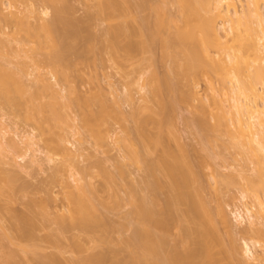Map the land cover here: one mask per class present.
Segmentation results:
<instances>
[{"label":"bare ground","instance_id":"obj_1","mask_svg":"<svg viewBox=\"0 0 264 264\" xmlns=\"http://www.w3.org/2000/svg\"><path fill=\"white\" fill-rule=\"evenodd\" d=\"M26 1L28 2V0ZM144 1H142V5L144 4L143 3ZM47 2H52V1L49 0ZM100 2H102V0ZM114 2H115L114 0H105L103 5L102 3L100 4L102 5L103 8H105L103 9L101 7L103 9L102 11L105 10L104 12H106V10L108 9L107 13L110 11L109 13L111 16H112L111 13H114L113 19H116L117 16H118L117 18H126L128 17V15H130L128 13V10L131 13L132 9L130 11L129 2L128 5H126L127 4L126 2L124 4L125 6L122 5L121 7H117L118 4L117 0H116L117 4H115L116 2L115 3ZM175 2L178 5V9H179L178 20L170 16L169 17L173 20H171L168 16L167 18L166 13L168 11H166L164 7L165 5L160 4L159 6L160 2H158V6H156L157 4L154 5L153 3V6L151 8L154 11L153 13L155 14V19L153 17L154 16L153 14L152 16L153 18H151L150 16L149 18H147L148 19L147 20L146 19L147 16H146L145 18L143 17L145 20L141 18L140 19L141 21L139 22H141L140 23L141 25L142 23L144 24L145 22L146 25L148 26L154 23V30L151 31L153 33L151 35L150 32V35L152 37L154 36L153 39L156 40L159 39L158 41L161 42V46L163 45L162 48L165 49L163 51V54H165V52L167 53V55L165 54L166 56L163 55L165 58L168 56V54L170 56L172 55L171 57H175L171 59L172 63L174 59L176 61L175 64L176 66L174 65L175 61L173 63L175 67L172 66L174 68L173 71L176 72V73L173 72V74L175 73L174 76L176 78L178 79L180 78L181 79L180 81L185 82V83L181 82V85L179 81L177 82L180 85L179 86L180 87L179 92L181 90L180 96L181 97L184 96L182 97V99L185 98L186 103L194 99L203 100L204 98H206L208 100V103L205 102L204 104L200 105L201 107L199 106L200 111L198 115V122L196 121V123L197 125H200L203 130L201 129L200 126L198 127L202 131L208 129V132L210 131L209 129H212L217 134V135L215 134L216 135L215 137L218 136L217 139L215 138L213 140H216V142L220 141L221 143L224 142L223 145L224 148L226 149L228 147L233 148L236 154L235 157H238L240 155L241 159L245 162V164L249 165L250 163L252 165L253 176L252 177L250 176V178L248 177L247 179L248 185L246 187H242V191H243L242 195L243 197H248L250 199L249 203L246 202L244 204L245 208L243 210L237 209L234 211L235 217L238 220V222L241 223L243 220H245L246 219L245 215L248 218L247 220L249 222V226L245 227L246 229L245 233L247 232L246 235H248L249 238L248 236H246L248 240L244 239L245 242L242 251L239 249L238 246L239 244L237 240H235L236 238L235 239L234 237L230 238L229 244H227L220 232L219 223H222L223 226L227 228L230 234H232L230 230H232L233 228L232 227L233 224H231L232 222H231V218H229L228 211L224 207L223 202L222 201H221L222 203L220 202L221 199L219 200L217 206V212H216L218 216L217 219L213 211L208 206L207 201L203 197L202 195L203 193H201L202 187H200L201 183L199 182V178H200L199 169L204 167L203 163L206 161V159L205 161L203 160L204 162L202 161L203 162L202 165L200 164L201 162L196 160L197 158H199L197 157L195 159L197 163L194 164H197L198 169L197 168L195 169V167L197 166H195L190 159H186V157L188 158V156H182L183 152L180 153V155H178L172 152V150L169 149L168 147H164L167 145L166 143L164 144L165 142L163 141L164 138L163 139L161 138V136L163 137L162 134L161 135L156 134L155 138L154 137L151 138V135H149L150 138L152 139L150 140L149 136H147L145 133V135H143L144 139H148L149 141H151V144L153 141L152 144L153 146H161V147L163 146L162 150L164 151L162 153L163 155L161 159L157 162V164L155 162L146 163L150 165L152 163L150 168L151 170L154 169L153 171H151L149 170V166L148 165L146 166V168H148L147 169L148 172L151 171L150 176L153 175L150 181L153 180L154 182L153 181L147 182L148 185L146 184L148 188L152 187L151 190L153 193L150 190L148 191V193H151V196L148 193H146L147 195L146 194L142 195L144 193L138 194V196L140 197L137 198V201L139 199V202L137 203L135 197H133L132 194V199L135 202V206L133 205L134 210L132 209V213H134L135 216L137 215L136 217L138 219L137 220L138 225L135 224L137 227L134 228L136 230L135 232H133L128 236H122L121 238L118 239L116 238L117 239L116 241L113 239V237L110 234V228L115 226L114 224H112V222L108 221L107 217H106L107 219L106 221L105 218L101 217L104 213L102 214L103 210H101L100 207L98 209L100 210L102 215H97L99 210L97 212L96 206L98 205H95V200H93L91 197V195L94 193H87L89 190L88 188L89 182L84 181L85 183H81L80 176L77 178V176H75L76 173L73 175L72 172V175L70 176L71 173L67 172V170H63L64 168L63 164L68 163L65 162L67 160H64L61 161L60 164L58 165H56L57 163L53 165L54 171L53 172L50 171L52 174L50 175L51 178H49V180L50 179L51 180L48 182L49 184L47 185V187L50 185V187H48L49 191H47L46 189L47 191L46 194L48 195V196L46 195L47 197L46 199L40 197H39L40 199L34 198L38 196H34L33 198H31L32 200L30 199V202L31 201L32 202L31 203H28L29 201L27 202L28 203L27 215H26L27 211H23V213L25 212L24 215L16 212L17 209L16 210L14 209L13 212L7 210V212H11L9 213L10 218L12 217L11 223L4 224L5 221H3L2 224L0 223V228H1L0 232L3 233V236H6L4 237L5 239H3V237L1 238L5 242L6 239L8 240L6 242V243L9 242V244H6L7 246L10 245L12 246V247L10 246L11 248L10 247L8 248L9 250L7 251V254L6 252H3L5 253L4 255H7L5 259L4 256H1L3 257L4 260H7L5 264H256V261H259L258 264H264V0H175ZM58 3L60 4V2H57V4L55 2L53 3L56 4V6L54 5L55 8H57V6L61 7L60 5H58ZM239 5L242 6L241 9L239 8ZM7 6L10 7V3L9 5H6L5 0H0V20H1L0 23L3 24L6 23V26L10 27V25L7 24H11V23L13 24L16 18L18 20V16H17L18 14H16L17 12L14 10L11 9H10L11 11L8 10ZM118 6L120 5L118 4ZM126 6H128L127 7L128 10L127 8H125ZM122 7H124V9ZM110 9L115 11L113 12ZM45 10L44 12L47 13V11ZM7 11L8 12L10 11L12 16L11 14L9 15ZM56 11H59L58 12L59 15L63 14L60 13L61 11H63L62 8L61 10L60 8L59 9L57 8L55 9V12ZM116 14L117 16L115 17ZM168 14L169 13H167V15ZM55 16H57V13H55ZM24 20L26 23L27 20L26 19ZM2 21H4L5 23ZM28 21L27 23L30 24L31 26V23H29ZM149 21H151L152 23L150 22L148 24ZM54 22L55 21H53V23L47 22V24H44L46 27H44L43 25L44 22H42V24H40L43 25L42 28L39 25L40 26L39 29H41V31L43 29L42 32L46 31L45 28L47 29L46 33L44 34L40 33V35L42 36L45 35L47 37V33H48L49 38L45 37L46 39H48L45 40L47 41V43L48 41L49 42L51 41V43H48V45H50V48L52 47V45L53 47H55V50L52 47L55 52H53L50 55V57L52 56L51 57L52 61L51 59H49L50 61L49 63H51L50 68H52V76L55 82L54 81H53L54 83L51 81L49 82V79L51 80V78H49L47 81L44 79L45 77H43L42 80L43 79L44 80L43 83H41L42 85L39 84L41 87L43 86V88L45 87L47 90H49L50 93L52 92L51 94L54 95V97L52 96L53 100L55 99V97L59 99V97L62 96V94L59 95L58 93L60 90L58 89V91H56L57 89H54L58 87H52V85L54 84L53 86H55L57 80H61L62 78H66L69 80L70 76L68 77V74H70L69 71L71 69L70 66L72 64L70 62V59L67 58L68 56L66 54L68 53V49H70L68 48L70 47V45H68L70 39L68 43H66L68 47L67 45L63 46L62 47L63 50H59L60 48L56 47V43H58L59 38H57L58 32L55 31L57 28L54 27L55 26ZM57 22H59V20ZM17 23L18 21L15 22V24ZM22 25L24 27L18 25L19 27H21L20 29L24 28L22 30L28 31L26 30V28L28 27L30 28L29 25L25 26L27 24H22ZM146 25L144 24V27L143 25L141 27L138 26L140 32L138 29H136L137 27L135 28L136 31L134 27L131 28V30L133 29L132 31H134L135 34L136 33L142 34L141 28L143 29L145 28L143 30L142 36L144 37L146 34H147L146 36H148L149 32L148 31L146 32ZM34 26H33V31L35 33V31L37 32L38 27L35 28ZM128 26L130 27V25L128 24L125 25V23H119L116 25V27H113V29L115 28L114 34H112L113 32L111 33L109 31L114 38L116 37V39L114 40H117L118 37L117 40L118 42L117 41L114 42V45L116 47L119 45L120 36L124 35V37H126L125 34L127 33L128 35L130 32L131 33L128 36L131 35L133 36L132 34L133 32L129 30L130 28ZM152 26H149L148 28L153 29ZM19 27L17 29L20 32ZM171 29H172L171 31L172 35L169 33ZM29 30L30 32H33L31 31L32 26ZM163 30L164 31L166 30V33L168 31L170 35L164 34ZM53 31H55L54 34ZM0 32H4L3 26H0ZM30 32L28 33L30 34ZM34 33H31L30 35L31 36L36 35ZM154 34H156L157 37L159 35L161 37V40L160 37L156 38ZM40 35L38 34V36H33V37H35L34 40L37 42L38 48L42 49L44 48V46L42 45L44 44L45 41L43 40L44 38H42ZM55 35L56 37H54ZM68 35L69 34H67V36ZM76 35L73 37H76ZM150 35L149 37L145 36V38H143L144 41H146V43L148 44L149 41L151 40ZM146 38H149V40ZM144 41L142 40L143 43L141 44H145V47H147ZM62 43H64V40ZM150 43L152 44L153 41L151 40ZM151 44L148 45V48ZM5 45H7V41L0 38V107L7 106V104L9 105L18 104L15 98H13L12 91L14 92L16 90L17 91L19 90V92L23 91L26 93L25 90H27V88H25L26 87L25 82H23L21 79V76L23 75L22 72L24 71V67L26 63H24L25 61H22L21 63L15 65L7 64V54L3 51V46ZM58 47H59V43H58ZM126 47H125L126 56L127 57L129 56L128 58L131 59L130 57L133 55L135 49L136 48L138 49V45L135 42L133 43V41H129V43L127 42L126 44ZM141 48L142 49L144 48L143 45H141ZM148 48L145 49L147 50ZM16 50L17 49H15V52ZM18 52L19 51L17 50L16 53L19 54ZM169 57L167 58L169 59ZM36 64L34 65L35 67ZM73 64L75 63L73 62ZM38 66L39 64H37V68ZM176 67L177 70H179V72L176 71ZM54 70H55V74H53ZM152 71L153 72L149 74L150 77L148 76L150 79L148 78V81L145 82L146 84L148 83L147 84L148 86L145 87L146 84L145 85L144 83L142 84V87H145L146 90L147 87L149 88V90L147 91L152 97L149 96L148 100L144 98V101L148 102L150 98L151 99L154 98L153 100L155 101V99L157 98L156 99L157 101H155L157 102L156 109L154 110L153 108V110L161 114L162 111L163 112L165 111L166 108L165 102L167 103L168 107L173 106L171 105L172 103L170 104V100H168L169 102L168 104L167 98L162 97L164 96L163 90L165 88L167 89L168 84L169 83L172 84V82L169 76H168L169 79L166 78L167 77L166 75L161 77L158 74H156L155 70ZM31 72H28L27 74L32 75ZM58 75L59 77L61 75L62 78L57 79ZM64 75L67 77H64ZM177 75L180 76L177 77ZM41 77L42 75L40 73L39 78L41 79ZM199 80H204L207 83L206 91L201 92L197 88L199 84ZM173 84L171 86H173L174 88ZM31 85L33 86L34 84ZM40 86H38V88L35 87L36 88L35 92L40 93L43 91L44 93L46 89L41 88V90L42 89L43 90L40 91ZM70 86H73L74 89L70 87L72 90H69V93L71 92L74 96L78 94V92L76 91V86L75 85H70ZM181 86L183 89L181 88ZM50 88L51 90L52 88L54 90L51 91ZM32 91L33 89L31 90L29 88L28 90V93L30 92L29 93L30 96L28 97L29 101L27 99L26 100L30 104H32L34 108L36 107L35 110L37 109V107L40 108V110H36L37 112L41 111L42 113L45 107L50 106L49 110L48 107L45 108L44 111H47L50 117H52V119L54 120L52 126L50 127L46 126L48 127V129L46 128L47 131L49 130L48 134L50 133L51 135L50 137L47 136L48 138H46V139H50L49 141L47 140L46 142L48 143L47 147L50 148L48 149L49 150L57 149L58 151H62L66 153L67 151L65 150H68L69 148H67V145L64 146L65 144L62 143L63 141L65 142L66 139L62 138L64 136L63 135L64 128L61 129V124L64 125V123L62 122L64 121L63 118L65 117L63 116H66V115H62L63 113L61 111L62 107L66 106V105L61 106L62 102H64L63 99L60 97V99H62V101L59 99L61 103L58 102L55 103L54 101L53 103H49L47 101L49 103V104L47 103V106L40 105L41 102L46 103V101L44 102V100L46 99H48L49 101L51 100L50 102H52V98L49 96L51 94L48 95L49 92L45 91L46 92L45 96L46 97L49 96L51 99L46 98L44 96L46 99L44 98V100H42L43 99L42 95L44 94L42 93H40V95L39 93L33 94L34 92L32 93ZM74 91L75 93L76 92L77 93L75 94ZM183 92L184 94H182ZM33 95H38L36 96L37 99ZM98 95L99 97H96L97 93L93 94L92 95L93 98L84 96L82 97L83 99L85 98L84 101L82 98L80 99L81 100L80 102L83 101V105L81 103H78L77 105L79 107L83 106L84 110L86 108L90 110L89 111L88 109H86L88 113L87 111L83 110L85 112L83 113L81 108L80 111H82V115L85 114L84 115L85 118L84 116H82L85 119L84 123H86L87 126L93 129H95L96 127L99 128V126L107 124L106 123L108 121L107 119L109 118L110 120V117L113 118L114 114L116 116L118 114V116L121 117L120 109H116V111L118 110L117 113L116 111H112L111 109H109L110 105L108 106L109 108L106 106L105 107L103 106L102 108V105L104 104L108 105V104L105 103L104 101H100L104 99L103 98L100 99V94ZM39 96L40 98H42L40 99L41 101L39 100ZM77 96H79V94ZM77 96L74 99L77 100ZM147 96L145 95L144 97ZM33 97L35 98L33 99ZM70 97L71 96H69L68 98ZM86 97L88 98L86 99ZM68 98L66 99L70 100ZM89 98L92 100L96 98V101L97 98H99V100L97 101L99 103L97 105L99 109H96L97 107L94 108L95 105L93 104L96 103L95 100H93V102L90 103L92 100H90ZM32 99L34 100V102H36L35 100L38 101L34 103L32 102L33 101ZM88 99L90 100V102ZM185 99H183L182 101L185 102ZM26 100L24 101V103H26ZM71 104H73V102ZM90 104L92 106H90ZM99 105L101 107H99ZM73 106L76 105L74 104ZM86 113L89 115H87ZM112 113L114 114L112 115ZM64 114L66 113L64 112ZM163 114L167 116L166 114H168V112H166V114L165 113ZM44 115L47 117L46 112H44ZM108 115L110 117H108ZM41 117L43 118L44 121V116ZM50 117L49 118L47 117L48 120L51 119ZM211 118L213 119V122L210 120ZM38 120L40 119L38 118ZM38 120L36 124L42 122L41 120L40 122ZM169 120H168V124L170 123ZM148 121L149 120H147V122H144V120L141 121L140 126L142 128H146L147 126L146 123H149ZM2 123L3 122L0 121L1 135L3 134L2 128H4L1 125ZM42 123L40 125H42ZM40 127L39 129L43 131L44 127L43 128L42 126ZM60 129L61 131L62 130L63 131L61 132ZM104 129H101V131L103 130V133H101L100 129H98V134L101 133L104 134L105 136L107 132L109 133L110 129L109 131L108 129L105 130ZM5 131L7 130L5 129ZM47 131H45L46 134ZM104 131H106V133H104ZM45 132L43 131L39 133H41L40 135H42V133L45 134ZM208 132H205V134L210 135V133ZM20 134L21 133H19V135ZM38 134L37 133L35 134L34 132H32V130L29 132H24L22 136H20L21 137L20 141L22 143H25L26 146H28L27 148L31 150L32 149L31 146L35 145L34 144L35 142L34 139L36 138L35 135ZM158 135L160 138L158 137ZM221 135L222 137L223 135L226 136L223 137L224 140L221 137ZM104 136L99 135V137H101L100 140L102 141V143L103 141H105L104 138H106ZM156 137L158 138L156 139ZM206 137L207 139L208 138L210 139V136H206ZM220 138H222V141ZM207 139L204 140L205 144L209 143L211 140V139L208 140L209 141L208 142ZM10 142L11 143L8 142V144L9 145L11 144L13 146L12 147L10 145L12 148H15L14 146L18 145L17 141L11 140ZM210 143H212V140ZM129 146H128L129 149L130 148L133 149V147H131V144ZM132 149L128 151L130 152V156L132 155L131 157L133 159L136 158L137 156H140L138 153L137 154L133 153L134 151L136 152V150L133 149L134 150L133 151ZM27 154H25L22 158H24ZM65 155H63L64 158H66ZM3 156L7 157L6 154H4ZM142 156H143V160L146 162L147 159L145 160L144 158L145 155ZM142 156H140V160L142 159L141 158ZM199 156L202 158V155ZM4 157H0V164L2 166L3 164L7 163V160L4 159ZM205 157L207 158L208 156ZM47 160L49 162L54 160L52 154L49 155V153H47ZM137 160H139V157L137 158ZM36 161L37 160H35V162ZM32 162H34L33 159ZM154 165L155 168L152 167ZM158 167L162 170L163 172L162 174H164L163 176L165 177V182L167 181L166 183L165 182L163 183V180H161L162 178L158 176L160 174L156 173L157 171L155 170H157ZM64 169H66V167ZM67 169L69 170V167ZM4 170L0 169L1 176L5 174ZM245 170L243 172L242 171L240 172L244 173ZM154 171L155 174L153 173ZM245 174H243V178ZM8 175L9 174L7 175L5 174L2 176V178H4V180L7 181L8 180L7 178H10V176ZM236 175L240 177V175L238 174ZM108 176H110V174ZM237 176L235 177L238 178ZM81 177L83 178L82 175ZM229 178L230 180L226 179L224 183L226 182L227 184L228 181L232 182V180L234 179V177L232 178L230 176ZM72 179L74 181V184H72L73 182L72 183L70 182ZM146 179L149 180V178ZM2 180H0V182ZM237 182H243V181L238 180ZM86 183H88V185ZM149 184H151L152 186L150 185L151 187H149ZM243 184L242 186L246 185ZM90 186L91 185H89V187ZM201 186H203V184ZM15 187L17 188L18 186L16 185ZM15 187L13 188V190H15ZM55 187H58V189H56L57 192L55 190ZM163 187L166 188L167 190L164 191L166 194L163 202L161 203V199L159 198L158 194L160 189H163ZM20 188H17L18 190H16V192L19 190L21 191L22 188L21 189ZM10 189L12 190V186ZM89 191L90 192L93 191V186H92V191L91 188ZM132 192H134L135 194L137 190L136 191L132 190ZM43 196L45 198V195ZM147 197H149L150 199ZM59 200L60 202L58 203ZM50 201H53L54 202L53 204H55L56 206L54 207V209L56 210L54 212L57 213H54L56 214V216L53 215V217L50 216V211L52 212V210L49 209H51L50 207L53 208L54 205L52 206L50 204L52 202ZM179 205H185V208H178ZM103 207L104 209L106 208L105 206ZM37 209H39L40 211ZM59 210H61L60 213H58ZM14 211L16 213H14ZM175 211L177 212L180 211V212L178 213L176 212L175 214ZM104 215L106 216V214ZM131 216H133V214ZM175 224H179L180 226L179 228L180 233L178 234L177 237L172 233V226ZM45 229H49L48 230L49 232H46L45 234L43 233L44 235L39 234L41 230L43 231ZM68 233L70 236L73 233V236L71 237H73L74 241L72 240L71 237L69 239L73 241V245L75 248L70 246L72 245V242H70L71 244H67V245H69V248L72 247L76 249V250L73 249L74 251L72 249H69L72 250V254L69 253V255L67 253L68 251L65 252L67 254H65L64 251H61L63 242L69 237L67 235ZM249 239L253 241L252 243L254 246L258 245L259 247L262 248V253L260 255L255 254L253 252L251 241L249 242ZM119 241L122 242L123 244L122 247L124 246L123 248H125L124 250H126L125 254L121 253V250L123 251L121 246H120L121 249L120 247H118L119 249L116 248V245L119 244ZM1 247L3 248V245H1ZM4 248L7 247L4 246ZM66 250H68V248H66ZM1 260L2 259H0V261Z\"/></svg>","mask_w":264,"mask_h":264},{"label":"rangeland","instance_id":"obj_2","mask_svg":"<svg viewBox=\"0 0 264 264\" xmlns=\"http://www.w3.org/2000/svg\"><path fill=\"white\" fill-rule=\"evenodd\" d=\"M25 1L26 0H24V1L18 0V2H17V0L16 1L5 0L6 5H9V3H10V7L7 6L8 7L7 9L8 10L11 9V10H14L17 12L16 14H18L17 15L18 20H17V18H16V20L18 21V23L19 22L20 23L15 24V22H17V21L14 20L13 24L12 23L7 24V25H10V27L6 26V23L4 21H2V22H4L5 24L0 23V26L4 27V32H0V38L7 41V45L3 46V51L7 54V64L15 65V64L21 63L22 61H25L24 63H26V64L24 67V71L22 72L23 75L21 76V79L23 82H25V86H26L25 88H27V90H25L26 93L23 91L19 92V90L18 91L16 90L14 92L12 91L13 98H15V100L18 102V104H15V105L7 104V106L0 107V121L3 122L1 125L4 127V128H2L3 138H2V135L0 134V139H2V140H0V157H4L3 156L4 154L7 155V157H4V159L7 160V163L3 164V166L0 164L1 165L0 169L4 170L6 168L7 170L6 169L4 170L5 174L6 175L9 174L8 176H10V178H7L8 180L6 181V180H4V178H2V176L5 174H3L2 176L0 175L1 176L0 180L3 179L0 182V223L2 224V222L5 221L4 224L5 223L10 224L12 217L10 218L9 213L13 212L14 209L15 210L17 209L16 212H18L19 214H24L25 212L23 213V211H27L28 203L32 202V201L30 202V199L33 198L34 196H38V197H34V198L40 197V198L46 199L47 198L46 192L49 191L48 187H50V185L48 187H47V185L49 184L48 182L51 180V179L49 180V178H51V176H50L52 174L51 172L54 171L53 165H55L56 163H57L56 165H58V164H60L61 161L67 160L65 162H68V163L63 164V167L64 168L66 167V169L63 168V170H67V172L71 173L70 176L72 175V172H73V175L76 173L75 176H77V178L80 176L81 183H85L86 181L89 182V185H91L90 187H89L88 183H86L88 185L89 190L91 188V191H92V186H93V191L90 192L87 188V190H88L87 193H94L91 195V197L93 200H95V205H98V206H96L97 212L99 210L98 208L100 207L101 210L104 211V212L102 211V214L103 213L106 214V216L104 214H103L104 215L103 216L99 210L97 215H102L101 217L105 218V221L107 220L106 219V217H107L108 221L112 222V224H114L115 227H111L112 229L110 228V234L113 237V239L116 241L118 238H121L122 236H128V235L132 234L133 232L136 231L134 228L137 227L135 224H137V222H138L137 221L138 219L136 217L137 215L135 216L134 213H132V209L134 210L133 205L135 206V202L132 199V194H133V197H135L136 202L138 203L139 199L137 201V198L140 197V196H138V194L144 193L142 195H145L146 193H148L149 190L152 192V190H151L152 185L149 184V187H151V188H148V186H147L148 185L147 182L153 181V180L150 181L152 179V176H153V175L150 176L151 175L150 172L153 171L154 169L151 170L150 166L154 162L157 164V162L161 159V157L163 155L162 153L164 151V150H162L163 146L162 147L161 146H153L152 145L153 141L151 144V141H149L148 139H144L143 135H145V133H146L147 136L151 135V138L152 137L155 138L156 134H160V135L162 134L163 137L161 136V138L162 139L164 138L163 139V141H165L164 144L166 143V145H167L164 147H168L175 154L180 155V153L183 152L182 156H188V158L186 157V159H190L193 164L197 163V161H195V159L197 157H199V158H197L196 160L201 162L200 164H202L206 159V161L203 163L204 167L199 169L200 171L198 170L200 172V174H199L200 178L198 177L199 182L201 183V185L203 184V186L200 185V187H202L201 193H203L202 194L203 197L207 201L208 206L213 211V213L215 214L217 219H218V216L216 214L217 206H218L219 200L221 199L220 202L222 201L224 207L227 209L228 214H229V218H231V222H232L231 224H233L232 225L233 228L231 227L232 230L229 229L232 232V234H230L229 231L227 230V228L224 227L222 223H219L220 232H221L222 236L224 237L225 242L227 244H229L230 238H232V237H234V239L236 238L235 240H237V242L239 244L238 245L239 249L242 251L243 246H244V242H245L244 239L248 240V238H249V236L246 235L247 232L245 233V230H246L245 227L249 226V222L247 220L248 218L246 217V215H245V218H246L245 220H243L241 223L238 222V220L235 217L234 211L237 209L243 210L245 208L244 204L246 202L249 203L250 199L248 197H243V195H242V192H243L242 187H246L248 185V181H247L248 177L250 178V176L251 177L253 176L252 165L250 163H249V165L245 164V162L241 159L240 155L238 157H235L236 154H235L233 148H229L228 146H227L228 147L227 149L224 148V146H223L224 142H222L223 143L222 144L220 141L216 142V140H213L215 138L217 139L218 136L215 137L217 134L212 129H209L212 132H210V131L208 132V129L206 130L204 127V129H205L204 131L210 133V135H206L205 132L202 131L203 130L202 127L200 125H197L196 121L198 122V115H199V111H200L199 106L201 104H204L205 102L208 103V100L206 98H204L203 100L194 99V100H190L189 101L190 103L189 102L186 103V99L183 98V99H185V102L182 101L183 100L182 97H184V96H182V97L180 96L181 90L179 92V89H180L179 86L181 85V82H184V81H180L181 80L180 78L178 79L174 76L176 72L173 71L174 68L172 66H174L176 64V61L174 59L175 63L173 61V63H174V65H173L171 59L175 58V57H171L172 55L170 56L168 54L167 57L170 56L171 58L170 57H169V59L167 57L165 58L163 55H165V54L167 55V53L165 52V54H163V51L165 50L162 48L163 45L161 46V42L158 41L159 39L158 40L153 39L154 36L153 37L151 36L153 33L151 31L154 30V23L149 25V26L153 25L152 26L153 29L150 28L151 29L150 30L148 28L149 26L146 25V23L144 22V24L146 25V32L148 31L149 35L151 32L150 39L153 41L152 44L150 43L151 40L149 41V44H151L149 46V48H148L149 44L146 43V41H144V39H143V38H145V36L147 34L144 37L142 36L143 30L145 28L144 29L141 28L142 34L141 33L135 34V32L132 31L133 29L131 30V28H133V27H134V29L136 27H137L136 29H138L139 28L138 26L141 27L142 25L144 27V24L142 23V25H141L140 24L141 22H139V21H141L140 20L141 18L144 19L147 16L146 17V19H147L151 16V18L154 17V19H155V14L153 13L154 11L151 9L153 6V3H154V5L157 4L156 6H158V2H160L159 6H160V4L161 5L164 4L166 11H168L167 13H169L167 15V13L165 12L166 17L170 16V17L178 20L179 19V9H178V5L176 4L175 0H146V1L142 0V1H144L143 5H142L141 0H130V1L129 0H127V1L126 0H117L118 4L120 6H118L116 0H114L116 2V3L115 2L114 3L117 4V7H121L126 2H127L126 5H128V2H129L130 11L132 9V11L130 13L128 8H127L128 6H126L125 8H127L128 13L130 15H128V17H126V18H117L118 16L116 14L115 15V17L117 16L116 19H113L114 13H111L112 16L109 13L110 11L107 13L108 9L106 10V12H104L105 10L102 11L103 9H105L102 7L105 0H102V2L104 1L103 3L100 2L101 0L100 1L99 0H62V1L59 0V1H57L56 0L57 2H60V4L58 3V5L61 6V7L57 6V8L58 9L60 8V10L62 8V10L64 11V12L63 11L60 12L61 14L63 13L62 15H59V13H58L59 11L55 12V9H57V8H55L57 2L54 0H50V1H52V2L54 1L56 4H53L54 2L53 3L47 2L49 0H28V2L26 1L28 4ZM101 3H102V5H100ZM131 4H133L134 6ZM26 5H28V6H26ZM122 8L124 9V7H122ZM239 8L241 9L242 6L239 5ZM30 10L33 12H31ZM44 10L47 11V13H45ZM110 10H112V9H110ZM10 11L9 12L7 11L9 13V15L11 14ZM116 12H117V10H116ZM55 13H57V16H55ZM153 14H154V16H153ZM58 15L62 19L59 18ZM11 16H12V14H11ZM24 17H26V18H24ZM57 17H58L59 22H57L58 21ZM19 18H20V20H19ZM24 19H26L27 21L29 20L28 22L31 23V26H32L31 31H33L34 25H35L34 26L35 28L38 27L37 32L39 35H40V33L44 34L47 32L46 28H45L46 31L44 30L45 32H42L43 29L41 31V29H39L40 26L42 28V26L44 24H47V22L53 23V21H55L54 27L57 28L55 31L58 32V33L57 32L56 33L58 35L57 38H59V40H58L59 47H58V43H56V47L60 48L59 50H63L62 47L67 45L66 43H68V41L70 39V42L68 43V45H70V47H68V45H67V47L70 49H68V53H66V54L68 56L67 58H69L70 62L72 63L71 66H73V67L70 66L71 69L68 67L70 69V71L68 69V71L70 72V74H68V77L70 76L69 80L66 78H62L61 75L59 77V75H58L57 79L62 78L63 80L62 79L57 80V83H55V86H53L54 84L52 85V87H58V88H54V89H57L56 91H58V89L60 90L59 93L58 92H56V93H58L59 95L62 94V96H60V97L63 99L64 102H62L61 106L66 105L65 107H62V109H61V111L63 113L62 115L67 116V117L63 116L65 118L62 117L64 120V121L62 120L63 121L62 123H64V125L61 124V129L64 128L63 129L64 130V134H63L64 136L62 138L66 139L65 142L63 141L62 143L65 144L64 146L67 145V148H69L68 150H65V151H67L66 153L62 152V151H58L57 149L49 150L50 148L47 147L48 143H46L47 140L48 141L50 140V139H46V138L51 136L50 133L48 134L49 130L47 131V129H48V127L52 126V124L54 123V120L52 119V117H50V115H49V113H47V111H44V109L48 108V107H49L48 110L50 109V106H47L48 102L53 103V101H54L55 103L56 102L61 103L60 100L62 101V99H60V97H59V99H60L59 100L57 97H55V99L53 100L52 96L54 97V95L51 94L52 92L50 93V91L47 90L45 87L43 88V86L42 87L40 86V85H42L41 83H43L44 79L48 81V79L51 78V80L49 79V82L50 81L55 82V80L52 76V68H50L51 63H49L50 62L49 59H51V57H52V56L50 57V55L53 52H55L54 51L55 47H53V45L51 44L52 47L54 48V50H53V48L52 47L50 48V45H48V43H51V41L50 42L48 41V43H47L46 40H48V39H46V38H49L48 33H47V37L45 35H43V36L40 35L42 38H44L43 40L45 41L44 42L42 40L44 42V44L42 43L43 44L42 46H44V48H42V49L38 48V44L34 40L35 37H33V36H38V34L36 31H35V33H34V31L30 32L29 29L31 28V26H30V24L27 23V21L25 23ZM45 20H46V23H45ZM171 20H173V19H171ZM7 22H9V21H7ZM42 22H44L43 25H40V24H42ZM142 22H143V20H142ZM150 22L151 21H149L148 24ZM21 23L27 24L25 26H28V25L30 26V28L28 27L29 29L26 28V30H28V31L22 30L24 28L20 29L21 27H19L18 25L24 27ZM119 23H125V25L126 24L130 25V27L129 26L128 27L130 28L129 30L133 32L132 33L133 36L132 35L128 36L131 33V32L129 33V31H128V33H129L128 35H127V33L125 34L126 37H124V35L120 36V39H119V45L120 46L118 45L116 47L114 45V42L118 40V37H117V40H114V39H116V37L114 38L112 34H114V29H115V28L113 29V27H116V25ZM133 25H135V26H133ZM17 26L19 27L20 32L18 31ZM44 27H46V26L44 25ZM15 28L18 32L15 30ZM111 29H113V30H111ZM136 29H135V31H136ZM172 29L169 32L170 34H171ZM34 30H36V29H34ZM38 30L41 32H39ZM74 30H76V31H74ZM13 31H15L16 33ZM55 31H53V34ZM109 31L111 33L112 32L113 33L111 34ZM28 32H30V34L34 33L36 35L32 34L33 36H31ZM139 32H140V30H139ZM169 33H168V31L166 33V30L164 31V34L170 35ZM67 34H69V35L67 36ZM74 34L75 35L78 34V35H76V37H73V36H75ZM149 35L146 37H149ZM154 35L156 38L160 37L159 35H158V37L156 34H154ZM65 36L68 38H66ZM164 36H167V35H164ZM54 37H56V35ZM62 39L64 40V43H62L63 42ZM146 39L149 40V38H146ZM142 40L144 41V43H146L147 47H145V44H141V43H143ZM160 40H161V37H160ZM112 41H113V44H112ZM129 41H133V43L135 42L138 45V49L137 48L135 49V51L133 52V55L130 57L131 59L128 58L129 56L128 57L126 56V50H125L127 48L126 44H127V42L129 43ZM71 44H72V46H71ZM139 45H140V48H139ZM141 45H143V47H144L143 49H145V48H148V49L143 50L141 48ZM123 46H125L126 48ZM15 49H17L19 51L18 52L19 54L16 53L17 50L15 52ZM73 49H74V52H73ZM49 52H51V53H49ZM26 53L28 56L26 55ZM48 57H50V58H48ZM53 59H54V57H53ZM51 61H52V59H51ZM73 62L75 64H73ZM34 63L39 64L38 68H37V64H36V67L34 66L35 65ZM52 65H53V62H52ZM54 65H55V63H54ZM54 68H55V66H54ZM152 70H155L156 74H158L161 77L166 75L167 76L166 78H168V76H169L172 84L174 83L173 84L174 88H173V86H171L172 84H170L168 81V83L170 84V85L168 84L169 88L167 86V89L165 88L164 89L165 91L163 90L164 96H162V97H166L167 102H168V100H170V104L172 103L171 105H173V106L168 107L167 103L165 102L166 106L165 105L164 106L166 108H165V111L164 112L162 111V112L165 114H166V112H168V114H166L167 116H165L162 112L160 114V113H157L156 111H154L156 109V103L157 102H155V101H157L156 100L157 98L155 99V101L153 100L154 98H152V99L150 98V100L148 102L144 101V98L148 100V97L151 96L149 94V92L147 91V90H149V88L147 87V90L145 88L146 86H148L147 85L148 83L146 84L145 82L148 81V78L150 77L149 74H151V72H153ZM176 71L179 72V70H177V67H176ZM28 72H31L32 75H28L27 74ZM173 72H175V73L173 74ZM40 73L42 75L41 79L39 78ZM53 74H55V70H54ZM178 76H180V75H177V77ZM43 77H45V78L42 80ZM64 77H67V76L64 75ZM132 79H133V81H132ZM178 81H179L180 85L177 83ZM143 83H144V85L146 84L145 87H142ZM31 84H34V85L32 86ZM70 85L76 86V91L78 92L79 96H77L78 94H76L77 92L75 93V91H74V93L76 94L75 96L71 92L69 93V90L74 89L73 86H70ZM177 85H178V87H177ZM38 86H40V91H42L43 89H46L45 91L49 92L48 95L51 94L49 96L52 98V102H50L51 100L49 101L48 99H46V98L51 99L49 96H47V97L45 96L46 92L45 91H44V93H43V91L40 92L44 95H42L43 99L40 98V96H39V100L40 99L44 100V98L46 97L45 98L46 100H44V102L46 101V103L41 102L40 105L47 106L44 109L41 108V109H43L42 113H41V111H38L40 113H38L36 111V110H40V108L37 107V109L35 110L36 107L34 108L32 106V104H30L28 102L29 101L28 97L30 96L29 93L31 92L30 91L28 93L29 88L31 90L33 89V91H32V93L34 92L33 94H37L39 92H35V89H36L35 87L38 88ZM170 86L172 89L170 88ZM70 87H72V89ZM41 88H43V89L41 90ZM175 88H177V89H175ZM181 88H182V86H181ZM197 88L201 92H204L207 90V83L204 80H199V84H198ZM54 89L52 88V90H51V88H50L51 91H53ZM13 90H15V89H13ZM37 91H38V89H37ZM40 93H39V95H40ZM91 93H92V95L97 93L96 97H99L98 94H100V99L101 98L104 99V100H100V101H104L105 103L108 104V105H106V104L102 105V108H103V106L108 107L110 105L109 106L110 108L109 107L108 108L111 109L112 111H116V109H120L121 110V113H120L121 117L118 116V114H117L118 110H117L116 111L117 113L116 112L115 113L117 114L118 117L114 113H112V115L114 114V116H116V117L113 116V118H111L108 115V117H110V120H109V118L107 119L108 120L106 122L107 124L101 125V126H99V128L94 127L95 129L87 126L86 123H84V120H85L84 115L85 114L82 115V111L84 110V108H83V106L79 107L77 105H78V103H81L83 105V101L85 98L83 99L82 97H84V96L92 97ZM147 93H148V96H147ZM68 94H70V95H68ZM182 94H184V92ZM63 95H65V96H63ZM145 95L147 97H144ZM33 96L36 97L38 95H33ZM56 96H58V95H56ZM69 96H71V97L68 98ZM76 96H77V100L74 99V98H76ZM35 97H33V99ZM72 97L74 100L72 99ZM88 97H86V99ZM56 98H57V100H56ZM66 98H68L70 100H67ZM81 98L83 99L82 102H80ZM36 99H37V97H36ZM25 100H26V103H24ZM65 100H66V102H65ZM90 100H92V99H90ZM90 100H89V102H90ZM93 100H95V102H96L95 104H93V105H95L94 108L97 107L96 109H99L97 106L99 104L97 102L99 100V98H97V101H96V98ZM93 100L90 103H92ZM164 100H166V99H164ZM35 101L37 102L38 100H35ZM67 101L68 102L70 101L71 103L73 102V104H71L70 102L68 103ZM32 102H34V100ZM36 102H34V103H36ZM38 104H39V102H38ZM74 104L76 106H73ZM168 104H169V102H168ZM40 105H38V106H40ZM90 106H92V105L90 104ZM99 107H101V106L99 105ZM81 108H82V111H80ZM153 108H154V110H153ZM86 109H88V108H86ZM86 109L84 111H87ZM109 109H107V110H109ZM162 110H163V108H162ZM84 111H83V113H85ZM44 112H46L48 118L49 117L51 118L50 120H48V118L44 115ZM64 112L66 114H64ZM80 112H81V114H80ZM159 112H160V110H159ZM87 113H88V111H87ZM87 115H89V114H87ZM41 116H44L45 123H44L43 118ZM82 116H84V118ZM38 118L44 124L42 122H40V120H38ZM45 118H46V120H45ZM146 119L149 120L148 121L149 123H146L147 124L146 128H142L140 126V123L143 120H144V122H147ZM37 120L40 123L36 124ZM168 120L170 122L169 124H168ZM210 120L213 122L212 118ZM108 122H110V123H108ZM41 123H42V125H40ZM103 123H105V122H103ZM36 125L38 128L36 127ZM38 125L42 126V128L44 127L43 131L44 132L47 131V134L45 132V134L42 133V135H40L41 133H39V132H43V131H41V129H39L40 126H38ZM46 126H48V127H46ZM198 126H200L202 130ZM104 128L108 129V131L110 129L109 133L107 132V134L105 136H104V134H101V133H103V130L101 131V129H104ZM5 129L7 131H5ZM61 129H60V131H61ZM98 129H100V131H101V133H99V134H98ZM31 130L35 134L39 133L38 134L39 136L35 135V137H36L34 139L35 145L31 146L32 149L30 150L27 148L28 146H26L25 143H22L20 141L21 140L20 136H22V134L24 132H29ZM19 133H21V134L19 135ZM104 133H106V131H104ZM99 135H103L104 137H106V138H104L105 141H103V143L100 140V138L102 136L99 137ZM206 136H210L212 143H210L211 140L209 138L207 139ZM158 137H159V135H158ZM158 137H156V139ZM221 137H222V135H221ZM223 137H226V136L223 135ZM149 138H150V136H149ZM151 138H150V140H152ZM222 138H220L221 141H222ZM205 139H207V141L210 140V142L208 141L209 143L205 144L204 143ZM227 139H228V137H227ZM11 140L17 141L19 146L17 145L18 147L14 146L15 148H12L13 146L10 144L12 146L11 147L8 144V142L11 143L10 142ZM223 140H224V138H223ZM1 142H2V144H1ZM130 144H131V147H133V149L136 150V152L132 148H130V149L128 148V146ZM131 149L134 151L133 153H136V154L138 153L140 156L145 155L144 158H145V160L147 159L146 162L143 160V156L141 157L142 158L141 160H140V156H137L136 158L133 159L131 157L132 155L130 156V152L128 151ZM229 149H231V150H229ZM32 151L35 152L37 154V156ZM24 153L25 154L28 153V154L24 158H22L25 155ZM47 153H49V155L52 154V156L54 157L53 161L49 162L47 160ZM32 154H34V155H32ZM136 154H135V156H136ZM30 155L32 157L33 156L34 157L32 158ZM63 155H65V157L67 159L64 158ZM199 155H202V158L203 157L204 158L202 159ZM204 155L208 156V157L206 158ZM135 156H133V157H135ZM138 157H139V160H137ZM31 158L33 159L34 162H35V160H37V161L34 163V162H32ZM62 158H64V159H62ZM148 162L149 163L152 162L151 165L146 164ZM147 165L149 166V170H151L149 172L147 170L148 168H146ZM194 165L197 166V164H194ZM202 165H201V167H202ZM68 167H69V170L67 169ZM152 167L155 168V165ZM196 168L198 169V166L195 167V169ZM120 170H121V172H120ZM244 170H245L244 173L240 172V171L243 172ZM155 171H157L156 172L157 174L159 173L161 175V176L160 175H158V176L162 178L161 180H163V183H164L165 177L163 176L164 174H162L163 173L162 170L158 167L157 170H155ZM155 171L153 172L154 174H155ZM69 173H68V175H69ZM109 174H110V176H108ZM236 174L240 175V177L237 176ZM243 174L246 175V176L244 175V178H243ZM81 175L83 176V178L81 177ZM211 175H213V176H211ZM234 175L237 176L238 178H236ZM247 175H249V176H247ZM229 176L232 178L234 177L233 180L231 179L232 182L228 181L227 184H226V182L224 183V181H226V179L230 180ZM215 177H217V178H215ZM146 178H149V180ZM239 178H241V179H239ZM235 180H236V182H235ZM238 180L239 181L241 180L243 182H237ZM8 181H9V183H8ZM246 181H247V183H246ZM70 182L71 183L73 182L72 184H74L73 179ZM243 183L246 185H244ZM242 184L244 186H242ZM16 185L18 186L17 188H20V187L22 188V189L20 188L21 191L19 190L16 192V190H18L15 187ZM11 186H12V190L10 189ZM14 187H15V190H13ZM46 189H47V191H46ZM56 189H58V187H55V190ZM132 190H134V191L137 190V192H136L137 195H136V193L134 194V192H132ZM166 190L167 189L163 187V189H160V191H159L158 196L161 199V203L163 202V200L165 198L166 193L164 191H166ZM14 192H16V193H14ZM56 192H57V190H56ZM42 194L45 195V198ZM148 194H150V196H151V193H148ZM41 195H42V197H41ZM93 197H95V198H93ZM141 197H143V196H141ZM152 197H153V195H152ZM147 198H149V197H147ZM50 202H52V203H50L52 206L54 205L53 208L50 207L51 209H49V210H52V212L50 211V216L53 217V215L56 216V214H54V213H57V212H54V211H56L54 209V207H56V206H55V204H53L54 203L53 201H50ZM59 202H60V200L58 201V203ZM103 206H105L106 208L104 209ZM178 208H185V205H179ZM7 210H9L11 212H7ZM37 210H39V209H37ZM180 211H178V212H180ZM16 212L14 211V213H16ZM60 212H61V210L58 211V213H60ZM176 212L177 211H175V214H176ZM27 213H28V211L26 212V215H27ZM131 213L133 214L134 217L131 216L132 215ZM13 220H14V218H13ZM243 227H244V229H243ZM179 228H180L179 224H175L172 226V233L176 237L180 233ZM241 229H243L244 231ZM48 230L49 229H45L43 231L41 230L42 233L40 232L39 234L44 235L46 232H49ZM73 233L72 234L70 233L71 236H73ZM0 234H1L0 238L3 237V239H5L4 237H6V236H3V233H1V232H0ZM67 235L69 236L68 239L65 238L66 240L64 242L62 241L63 239L61 240L63 242L61 251H64V253L68 251L67 253L69 255V253L72 254V250L75 247L73 245V241H74L73 237H71L69 235V233ZM246 236H248V238ZM70 237L72 238L73 241L71 239H69ZM3 239L2 238L0 239V242H2L0 244L3 245V248H4V246L7 248H4L5 249V251H4V249L0 245V252H1L0 253V259H2L0 261V263L2 261H4L2 263L5 264L7 262V260H4V259H5V257H7V255H4L5 253H3V252H6V254H7V251L9 250L8 248L11 245L7 246L6 244H9V242L6 243L8 240L6 239V242H5ZM250 241H251L253 252L255 254L260 255L262 253V248L259 247L258 245L254 246L252 243L253 241L249 239V242ZM70 242H72V245H70V246H72L74 248H72V247L69 248V245H67V244H71ZM65 244H66V246H65ZM122 245H123L122 242L119 241V244L116 245V248L119 249L118 247H120V246L122 247ZM64 247L68 248V250H66V248H64ZM121 247H120V249H121ZM123 247H122L123 251L121 250V253L125 254L126 250H124L125 248H123ZM180 248H181V246H180ZM69 249H72V250H69ZM74 250H76V249H74ZM67 253H65V254H67ZM1 256H4V259ZM258 262L259 261H256V264H258Z\"/></svg>","mask_w":264,"mask_h":264}]
</instances>
